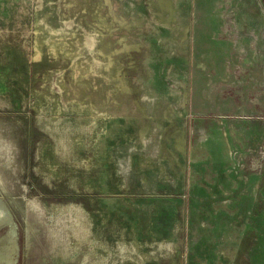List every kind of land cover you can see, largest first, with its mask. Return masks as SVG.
<instances>
[{"label": "rangeland", "instance_id": "rangeland-1", "mask_svg": "<svg viewBox=\"0 0 264 264\" xmlns=\"http://www.w3.org/2000/svg\"><path fill=\"white\" fill-rule=\"evenodd\" d=\"M0 201L19 264H264V0H0Z\"/></svg>", "mask_w": 264, "mask_h": 264}, {"label": "bare ground", "instance_id": "bare-ground-1", "mask_svg": "<svg viewBox=\"0 0 264 264\" xmlns=\"http://www.w3.org/2000/svg\"><path fill=\"white\" fill-rule=\"evenodd\" d=\"M18 229L15 219L0 201V233L6 231L0 239V264H19Z\"/></svg>", "mask_w": 264, "mask_h": 264}]
</instances>
